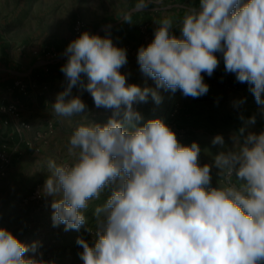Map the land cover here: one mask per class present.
<instances>
[{
    "label": "clouds",
    "instance_id": "obj_1",
    "mask_svg": "<svg viewBox=\"0 0 264 264\" xmlns=\"http://www.w3.org/2000/svg\"><path fill=\"white\" fill-rule=\"evenodd\" d=\"M153 2L161 0H137L133 11L144 12ZM122 21L132 23L131 14ZM157 23L154 39L137 56L157 89H179L192 98L207 94L202 73L213 75L219 53L225 71L248 85L264 112V0H198L186 9L179 37L171 18ZM64 54L60 71L67 87L52 109L84 122L69 137L68 160H47L42 194L52 197L53 226L79 231L90 202L109 193L94 208V243L77 238L83 264H264V131H248L256 116L241 115L244 125L230 136L231 148L216 135L211 143L221 150L201 165L198 143L181 144L161 119L144 121L133 108L149 95L157 104L162 97L126 84L119 71L126 50L109 36L84 31ZM77 85L97 108L112 110L105 123L88 118L84 101L72 95ZM37 247L0 228V264H41L26 255Z\"/></svg>",
    "mask_w": 264,
    "mask_h": 264
},
{
    "label": "rangeland",
    "instance_id": "obj_2",
    "mask_svg": "<svg viewBox=\"0 0 264 264\" xmlns=\"http://www.w3.org/2000/svg\"><path fill=\"white\" fill-rule=\"evenodd\" d=\"M136 3L137 0H0V40L43 58L48 53L46 47L63 42L69 44L81 35H76L77 23H81L83 32L109 36L116 47L126 50L127 63L119 70L125 75L126 84L155 89L162 97L157 104L149 95L146 103L134 102L133 108L142 114L144 121L161 119L175 132L181 144L198 143L201 165L210 164L221 150L211 143L216 135H222L225 145L232 147L230 136L244 125L241 115L245 119L256 116V123L248 131H264L261 106L246 83H239L235 74L225 71L222 54H217L219 66L211 77L202 73L209 86L207 94L192 98L183 96L179 89L175 92L157 89L155 80L140 70L138 50L151 43L157 22L165 17L173 20L172 33L179 37L186 9L198 6V0H161L149 4L144 12L133 11ZM125 13L134 16L132 23L122 21ZM67 46L60 56L65 55ZM52 75L51 90L56 86L64 91L67 87L65 76ZM82 79L85 84L88 82L86 76ZM72 95L80 96L87 106L88 118L94 122L105 123L113 114L111 109L97 108L91 94L79 85L73 87ZM53 100L55 102V97ZM57 118L59 121L54 119L42 142L39 138L29 141L32 152L18 168L6 177L0 176V228L8 229L26 244L38 242L37 251L26 255L41 264H83L80 257L83 249L76 243L77 238H83L90 245L94 243V208L102 204L109 193L90 202L85 212L87 223L79 231H64L62 224L53 226L52 197L42 194L48 176L46 162L49 159L57 163L68 160L69 137L78 124L84 122L82 116ZM23 156L16 155V158ZM216 172L213 168L212 186L217 183Z\"/></svg>",
    "mask_w": 264,
    "mask_h": 264
},
{
    "label": "crops",
    "instance_id": "obj_3",
    "mask_svg": "<svg viewBox=\"0 0 264 264\" xmlns=\"http://www.w3.org/2000/svg\"><path fill=\"white\" fill-rule=\"evenodd\" d=\"M67 45L66 42L52 44L46 47L48 53L38 58L36 53L26 48H13L5 40H0V145L8 141L22 150V156L25 154L22 158L15 157L7 175L31 154L29 141L39 138L42 142L54 119H58L52 109L53 98L56 100L57 94L63 90L56 86L51 90L49 85L53 84V73L64 75L60 69L67 56L60 55ZM19 81L26 84V94L17 86ZM14 103L20 107L19 117L5 111ZM259 122L262 124L261 120ZM22 124H28L30 129L23 128Z\"/></svg>",
    "mask_w": 264,
    "mask_h": 264
},
{
    "label": "built area",
    "instance_id": "obj_4",
    "mask_svg": "<svg viewBox=\"0 0 264 264\" xmlns=\"http://www.w3.org/2000/svg\"><path fill=\"white\" fill-rule=\"evenodd\" d=\"M76 31V35H80L83 32V26L81 23H77L74 27ZM17 86L20 88V90L23 93H27V86L24 82L19 81L17 83ZM6 112H12L17 117H19L20 114V107L17 103H14L10 105L7 109H5ZM23 128L30 129V126L28 124H22ZM23 152L19 148L12 146L8 141L3 142L0 145V176L5 177L10 169V167L13 165L15 161L16 155H22Z\"/></svg>",
    "mask_w": 264,
    "mask_h": 264
}]
</instances>
